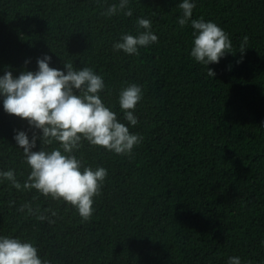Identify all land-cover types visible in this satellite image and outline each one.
<instances>
[{
  "label": "trees",
  "instance_id": "1",
  "mask_svg": "<svg viewBox=\"0 0 264 264\" xmlns=\"http://www.w3.org/2000/svg\"><path fill=\"white\" fill-rule=\"evenodd\" d=\"M117 2L0 0V74L35 71L44 53L52 67L90 66L121 120L119 90H143L130 126L143 139L131 154L86 140L77 151L83 164L107 169L90 218L5 181L0 233L32 240L52 264H226L234 255L264 264V0H196L192 18L216 22L232 43L207 66L189 55L178 0H130L131 16L102 14ZM137 16L151 20L157 41L138 55L114 50L120 33L138 30ZM28 128L0 103V169L21 182L29 168L13 134ZM24 201L55 209L54 222L17 212Z\"/></svg>",
  "mask_w": 264,
  "mask_h": 264
},
{
  "label": "clouds",
  "instance_id": "2",
  "mask_svg": "<svg viewBox=\"0 0 264 264\" xmlns=\"http://www.w3.org/2000/svg\"><path fill=\"white\" fill-rule=\"evenodd\" d=\"M130 0L109 4L103 15L111 16L121 11L131 16ZM196 0H178L179 26L190 24L192 41L190 57L203 65L218 62L232 47L229 33L212 20L192 18ZM137 31H124L112 43L114 50L138 55L141 47L157 41L152 22L147 17H136ZM142 29V30H140ZM245 35L243 41L246 43ZM241 45V52L244 50ZM242 59V57H241ZM52 57L47 53L36 59V70H22L13 75L9 70L0 74V103L5 112L26 118L28 129H14L13 140L22 150L23 161L29 171L21 182L13 168L0 169V183L7 181L17 190L35 189L52 200L63 201L87 220L94 212V197L98 195L107 176L103 166H89L77 155L82 141L102 146L116 154L129 155L143 137L130 131L137 124L134 114L137 102L143 96L139 83L122 87L117 96L123 120L113 107L104 102L103 77L92 67H73L64 62V68L52 67ZM29 61L26 59L25 63ZM240 60H237L239 63ZM209 75H214L208 68ZM127 121V124L124 122ZM31 132V135H29ZM37 140L40 148L36 149ZM9 203H14L9 201ZM17 212L35 216L53 223L55 209H41L30 201L19 204ZM264 244V241H261ZM0 264H52L40 255L36 244L19 235L0 233ZM226 264H250L239 256H229Z\"/></svg>",
  "mask_w": 264,
  "mask_h": 264
}]
</instances>
